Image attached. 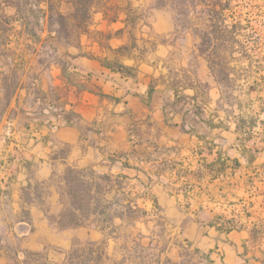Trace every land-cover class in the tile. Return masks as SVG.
<instances>
[{
    "label": "crops",
    "instance_id": "obj_1",
    "mask_svg": "<svg viewBox=\"0 0 264 264\" xmlns=\"http://www.w3.org/2000/svg\"><path fill=\"white\" fill-rule=\"evenodd\" d=\"M19 1L0 0V70L17 71L0 114V264H22L26 250H68L73 239L103 242L114 264H131L144 239L159 246V264L177 262L183 246L207 264H263L250 234L264 225L260 80L242 78L235 101H224L198 42L168 39L169 14L151 22L165 40L128 52L127 11L93 13V29L61 45L48 6L64 0H34L36 29ZM100 32H111L105 43ZM67 167L109 176L108 195L123 192L145 216L159 215L165 239L145 219L58 228L48 217L64 206L56 183Z\"/></svg>",
    "mask_w": 264,
    "mask_h": 264
},
{
    "label": "rangeland",
    "instance_id": "obj_2",
    "mask_svg": "<svg viewBox=\"0 0 264 264\" xmlns=\"http://www.w3.org/2000/svg\"><path fill=\"white\" fill-rule=\"evenodd\" d=\"M129 2L131 3V9L136 12L135 15L138 17V19L137 25L131 31V34L127 33L129 42L126 50L128 52H131L135 49L141 50L144 47H152L155 41L166 39L163 36L155 34L151 29V22L153 19L164 14L171 15L174 23V31L171 36L168 37L172 43L189 46L192 43H195V41H199V38L192 31L193 27H195V23L197 22L195 12L194 14L192 13L191 18L181 14L178 16V20H175L177 7L169 3L160 5L157 4L156 0H113V3H116L119 6V16H123V14L128 11L126 3ZM19 9L21 15L32 21V29L38 28L37 25L39 24L40 11L39 8L34 5V0H20ZM61 9L63 12H67V5L63 3ZM180 9L184 11L188 8L180 6ZM190 9L197 11L200 9V6L191 7ZM224 14L226 18L225 23L228 24L229 27L237 24L240 31L234 35V41L236 42L231 49L225 48L221 50L218 53L219 58H216V56L211 53H209V57L212 61H217L221 57V60L224 63L223 66L219 64H213V71L216 78L221 83L224 101L234 102L235 98L239 95L241 83L240 80L242 78L259 79L260 87L264 89V80H262L264 79V0H232L230 7L224 11ZM67 21L69 22V20ZM52 25L53 29L55 30V36L61 45H65L76 40L77 33L75 31L71 33L70 29L67 27L66 33L68 31L70 32L69 37H67V35L64 33V30L60 29L62 26L56 22H54ZM90 25L91 23L88 25L87 29L92 30L93 28L90 27ZM100 33L101 34L99 36L104 43L106 42V39L111 36V32ZM1 40L4 41L5 39ZM214 43H217V41H214ZM135 45L136 48H134ZM2 51L3 50L0 46V52ZM1 61L2 58H0V66L2 65ZM16 77L17 71L15 69H11L7 73H3L0 70V84L3 87L2 92H0V114L3 111L4 105L12 91ZM59 185L60 184L56 183L58 189ZM32 190L35 195H40L41 185L35 184ZM61 199L64 203L66 202V197L64 195L61 196ZM107 199V201H111V195H108ZM121 209L123 208L120 204L114 203L111 206L110 211L118 212ZM49 216L54 217V215ZM135 217L136 220L145 219L148 221L149 227L153 229V231H156V233L159 235V239H165V220H163L159 215L153 216L148 214L145 216L137 213ZM125 222H128V220H125ZM105 225H108V223ZM250 234L251 238L253 239L252 248L260 253L261 251L264 253V225H260V228L250 230ZM74 240H78V242H84V240L73 239L72 244ZM147 241L148 240L144 239L143 243L145 247L143 249L139 248L137 251L132 253L131 264H135L134 262L137 255H140L141 258L143 257V260L146 264H159V262L157 263V251L154 249L158 245H155L153 246L154 248H152L150 244H146ZM254 242L256 243L254 244ZM80 245L82 244H78V246ZM103 246L105 249V244ZM69 249L63 251L57 247L49 246L39 250V252H41L43 258L45 256L55 264H68L69 259H67V253ZM107 255L104 259V264H114L115 260L111 257V255ZM31 259L32 257L28 258V261H32ZM204 259L205 257L203 254L197 252L189 246H183L181 247L180 257L177 262L171 263L164 260L162 261V264H207ZM39 261H42V259ZM118 264L130 263L127 261L119 262Z\"/></svg>",
    "mask_w": 264,
    "mask_h": 264
},
{
    "label": "trees",
    "instance_id": "obj_3",
    "mask_svg": "<svg viewBox=\"0 0 264 264\" xmlns=\"http://www.w3.org/2000/svg\"><path fill=\"white\" fill-rule=\"evenodd\" d=\"M232 0H156L157 4H171L177 7L175 20L179 15H186L191 18L192 13L196 14L197 22L192 31L199 38L197 47L203 56H205L209 67L213 71V64L223 66L221 57L217 61H212L209 53L219 58L218 53L234 46V35L240 31L237 24L229 27L226 24L224 11L230 7ZM67 5V12L61 9V3H50L48 6V18L50 24L56 22L60 29L64 30L65 35L69 37L70 32L76 33L87 30L91 23L93 13L101 11L105 17L115 19L119 6L113 3V0H64ZM180 6L188 9L181 10ZM200 6L199 10H191V7ZM127 21L130 24L131 31L137 25L138 17L135 11L131 9L128 3ZM179 7V9H178ZM69 20V22L67 21ZM67 27L70 29L66 33ZM189 27V26H188ZM190 28V27H189ZM58 32V31H57ZM217 41V43H214ZM213 49V50H212ZM217 52V53H216ZM121 72L129 73L126 66L118 64L113 65ZM214 73V71H213ZM110 178L106 175H97L93 171L84 169H75L67 167L58 181L59 192L61 196L66 197V202L62 210L54 217L49 216V220L54 222L58 228L82 226L90 220L98 222L102 227L113 221L115 217L128 220L131 224L136 220L137 213L146 215V210L138 206L134 198L127 197L123 192L118 196L111 197L107 201V196L111 186ZM62 184V185H61ZM118 188H121V182H117ZM120 204L123 209L118 212H111L113 204ZM78 244H82L78 246ZM103 242L74 240L68 251V264H104L106 252ZM77 248H76V247ZM197 251V249H195ZM22 264H55L39 251H24ZM32 257V261L28 258ZM35 257V258H34ZM42 259V261H39ZM39 263H38V262ZM136 264H146L143 257ZM264 264V263H263Z\"/></svg>",
    "mask_w": 264,
    "mask_h": 264
},
{
    "label": "built area",
    "instance_id": "obj_4",
    "mask_svg": "<svg viewBox=\"0 0 264 264\" xmlns=\"http://www.w3.org/2000/svg\"><path fill=\"white\" fill-rule=\"evenodd\" d=\"M47 109L57 110V106L56 105H53L52 103H50V104L47 105Z\"/></svg>",
    "mask_w": 264,
    "mask_h": 264
}]
</instances>
